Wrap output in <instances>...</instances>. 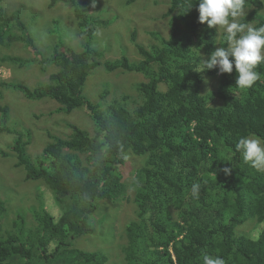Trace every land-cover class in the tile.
<instances>
[{"label":"trees","instance_id":"1","mask_svg":"<svg viewBox=\"0 0 264 264\" xmlns=\"http://www.w3.org/2000/svg\"><path fill=\"white\" fill-rule=\"evenodd\" d=\"M48 1L49 6L60 1L72 5L78 34L86 40L101 24L77 0ZM2 3L0 47L24 41L35 55L3 54L1 62L38 64L44 72L56 65L49 81L37 86L6 80L0 85L28 99H55L57 110L65 113L87 108L95 128L91 133L68 122L70 133L49 134L42 153L33 157L28 151L30 130L13 121L10 127L12 107L0 105V132L15 134L10 148L18 157L16 165L24 167L26 180L42 182L33 222L18 212L13 227L4 225L7 206L0 198V264H106V255L77 242L94 232L92 220L107 202L119 203V210L122 201H131L119 168L130 155L141 166L135 174L136 216L119 234L126 264H203L204 255L220 256L226 264H264V172L245 164L235 150L241 137L264 139V62L256 69L260 80L243 90L235 86V69L231 74H220L218 68L197 71L200 53L209 58L220 39L214 28L199 22L197 0H170L164 14L168 33L152 32L158 42L147 45L135 41L139 55L134 61L126 55L102 61L90 41L81 51L54 49L45 57L20 14L8 13ZM246 4L251 10L240 22L264 25L259 13L263 0ZM132 38L136 40L135 32ZM99 65L108 71L143 73L137 106L130 108L128 91L117 93L104 109L85 95L90 69ZM210 76L217 78L213 88L204 84ZM161 83L166 90L160 89ZM194 183L200 185L198 198L191 195ZM49 196L53 207L47 206ZM251 220L260 225L254 234L241 229Z\"/></svg>","mask_w":264,"mask_h":264},{"label":"rangeland","instance_id":"2","mask_svg":"<svg viewBox=\"0 0 264 264\" xmlns=\"http://www.w3.org/2000/svg\"><path fill=\"white\" fill-rule=\"evenodd\" d=\"M79 1L89 13L98 16L101 22L97 25L98 28L93 37L86 42L90 41L91 45L100 51L102 61L122 55H126L131 61L136 60L139 54L131 40L133 31L136 39L145 45L152 40L158 42L151 33L152 31L168 33L164 13L170 0ZM2 4L8 13L18 12L20 14L45 57L52 55L53 46L56 44L67 45V42L69 44L77 42L76 35L78 36L80 29L78 18L71 4L60 1L55 6H49L48 0H3ZM260 15L264 17V8L260 11ZM220 39L218 42H221ZM3 54L30 58L35 55V52L24 41H19L13 42L6 48L0 47V56ZM55 65H49L47 71L44 72L38 64L20 66L18 63H11V60L5 62L0 60V81H22L34 87L49 81V74L54 71ZM39 78L44 80L37 81ZM141 79H143L142 73L125 72L124 70L109 72L103 65L96 66L87 78L84 93L93 103L104 109L113 101L117 93L120 92L118 95L120 96L128 91L132 95L130 97L133 102L129 104L132 108L141 101L137 92L138 82L142 81ZM216 79L210 76V79L204 82L205 87L213 88ZM159 87L162 90L166 89L164 83H161ZM0 104H9L12 107L11 123H8L10 127H13V121L18 128L30 130L32 142L28 145V151L33 157L42 153L43 147L51 140L49 134L60 136L69 134L71 130L67 125L68 122L76 123L88 132H94L95 125L89 111L84 107L65 113L57 110L59 103L55 99L50 97L28 99L20 91L9 89L5 85H0ZM1 114L0 112V118ZM14 138L15 134L7 131L0 132V198L7 206V217L3 220V224L7 226H13V220L18 212H21L29 222L34 221L32 211L39 207L37 186L42 184L41 180H26L24 167L16 165L18 157L15 155L16 152L10 148ZM2 150L9 152L10 155H3ZM140 166V161L130 155L121 168L122 177L127 186L126 194H131V201L126 199L122 201L123 204L119 210L115 209L120 205L119 203L107 202L102 212L98 213L95 219H91L96 227L94 232L80 239L77 238L74 244L79 239L77 246L80 248L105 249L111 252L113 258L121 254L118 246L119 234L137 212L133 197L134 192L136 193L135 174ZM53 201L54 198L49 196L47 206L53 207ZM116 211L121 212L117 215ZM113 221H118V224H113ZM256 222V220L248 221L241 229L248 234H254L260 229V225ZM255 228V232L252 233ZM117 263L123 264L120 258H117Z\"/></svg>","mask_w":264,"mask_h":264},{"label":"clouds","instance_id":"3","mask_svg":"<svg viewBox=\"0 0 264 264\" xmlns=\"http://www.w3.org/2000/svg\"><path fill=\"white\" fill-rule=\"evenodd\" d=\"M77 1L80 3L79 0ZM245 3L246 0H197V3L195 4V6L198 5L197 10L199 12V22L201 24L206 23L209 28H214L216 30V36L222 37L223 40V43H221L218 42L219 39L217 38V42L215 44L219 45V47H217L215 51L210 54L209 58L204 59L203 57H201L200 53V70L197 71L206 72L208 70L218 68L220 74H231L235 69V86L241 90L251 88L258 80H260L261 74L256 69L259 64L264 62V25H261L259 27H253L250 23L245 24L240 22V19L246 14H249V11L251 10L250 4H246L245 7ZM81 6L84 10H86L84 8V5L81 4ZM169 6L167 5V10ZM91 15H93L94 17H98L94 14ZM97 28L98 26L96 27V30ZM76 38L77 42H73L72 44H69L67 42V45L61 43L60 45L56 44L53 47L54 49H59L60 51L69 52V50L72 49H74L75 51H81L86 39L80 36L79 34L78 36L76 35ZM131 40L133 44L135 41H138L137 39L134 40L132 37ZM25 44L27 45V43ZM93 68L90 69V73ZM116 70H124L125 72H135L130 71L129 69L125 70L124 68H119ZM143 79H145L144 75ZM235 150L241 155L242 160L245 164H248L257 171H264V139L256 138L255 136L241 137L235 144ZM124 164H121L119 167L121 176V168ZM224 171L228 174L231 173L230 168H225ZM122 180L124 181L123 177ZM190 191L193 198H198L200 195V185L198 183H194L191 186ZM121 245L122 244H118L121 250V254L117 255L116 258H113V255H111V252L108 250L97 249L96 251H100L101 253L106 255V258L108 259L106 264H119L117 263V258H120L122 260V263L126 264L124 252L122 250ZM203 264H226V262L220 256L204 255Z\"/></svg>","mask_w":264,"mask_h":264}]
</instances>
